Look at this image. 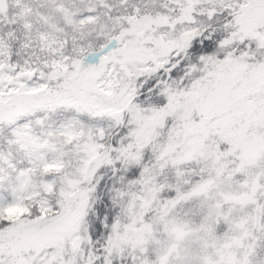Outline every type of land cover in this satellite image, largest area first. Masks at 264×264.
Masks as SVG:
<instances>
[{
	"label": "snow or ice",
	"instance_id": "snow-or-ice-1",
	"mask_svg": "<svg viewBox=\"0 0 264 264\" xmlns=\"http://www.w3.org/2000/svg\"><path fill=\"white\" fill-rule=\"evenodd\" d=\"M0 264H264V0H0Z\"/></svg>",
	"mask_w": 264,
	"mask_h": 264
}]
</instances>
